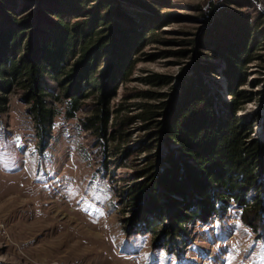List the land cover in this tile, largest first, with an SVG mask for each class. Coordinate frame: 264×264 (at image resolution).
Instances as JSON below:
<instances>
[{
    "label": "trees",
    "instance_id": "1",
    "mask_svg": "<svg viewBox=\"0 0 264 264\" xmlns=\"http://www.w3.org/2000/svg\"><path fill=\"white\" fill-rule=\"evenodd\" d=\"M167 2L0 0V122L10 95L22 90L43 151L58 114L55 103H64L65 117L72 120L94 96L95 110L80 120V127L104 149L109 142L115 147L125 143L123 129L137 119L152 130L153 146L144 147V181L126 191L131 205L138 206L133 220L144 223L138 232L149 230L172 241L196 225L225 218L231 209L240 210L247 224L264 222V115L238 116L252 100L242 89L249 65L264 63V10L255 0H205L199 10L206 26L188 41L191 49L181 52L195 60L189 74L180 77L168 100L162 94L166 100L157 105L122 106L118 115L131 106H140L141 113L121 117L109 139L110 101L133 71L132 55L166 24L159 7ZM204 55L222 64H201ZM218 70L227 79L230 101L216 91L211 76ZM47 78L55 81L58 94L50 91ZM145 81L155 87L173 83L162 75ZM136 98L158 97L144 91ZM259 119L263 132L256 136Z\"/></svg>",
    "mask_w": 264,
    "mask_h": 264
},
{
    "label": "rangeland",
    "instance_id": "2",
    "mask_svg": "<svg viewBox=\"0 0 264 264\" xmlns=\"http://www.w3.org/2000/svg\"><path fill=\"white\" fill-rule=\"evenodd\" d=\"M167 1L159 7L166 24L157 38L132 55L133 71L110 101L109 139L121 117L141 113L140 106H131L118 115L122 106L157 105L166 100L160 98L162 94L168 100L194 64L191 54L184 57L181 52L191 49L188 41H194L206 26L199 10L205 0ZM255 1L264 10V0ZM199 62L222 64L205 55ZM218 72L211 76L216 91L230 101L227 79ZM153 75L166 76L173 83L151 86L145 79ZM47 81L50 91L58 94L55 81ZM255 81L259 83L253 85ZM242 89L251 93L252 100L238 116L246 120L263 116L264 63L249 65L248 83ZM144 91L158 98H136ZM22 97V90L10 95L9 110L0 122V222L10 236L8 241L0 239V264H264V222L254 219L247 224L237 209L229 210L225 218L196 225L190 234L172 241L160 233L152 236L149 230L138 232L144 223L133 220L138 206L131 205L126 191L144 181L140 174L148 155L144 147L153 146L152 130L143 128L140 120L124 127L125 143L115 147L109 142L104 149L92 132L80 127V120L95 110L94 96L85 100L83 110L72 120L65 117L66 105L55 103L58 114L42 151ZM261 125L259 119L256 136L263 132Z\"/></svg>",
    "mask_w": 264,
    "mask_h": 264
},
{
    "label": "built area",
    "instance_id": "3",
    "mask_svg": "<svg viewBox=\"0 0 264 264\" xmlns=\"http://www.w3.org/2000/svg\"><path fill=\"white\" fill-rule=\"evenodd\" d=\"M0 239L8 241L10 239L7 226L4 222H0Z\"/></svg>",
    "mask_w": 264,
    "mask_h": 264
}]
</instances>
